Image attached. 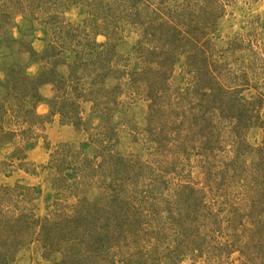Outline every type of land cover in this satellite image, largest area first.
I'll list each match as a JSON object with an SVG mask.
<instances>
[{
  "label": "rangeland",
  "instance_id": "374dc122",
  "mask_svg": "<svg viewBox=\"0 0 264 264\" xmlns=\"http://www.w3.org/2000/svg\"><path fill=\"white\" fill-rule=\"evenodd\" d=\"M10 215L0 264H264V0H0Z\"/></svg>",
  "mask_w": 264,
  "mask_h": 264
},
{
  "label": "trees",
  "instance_id": "16d2710c",
  "mask_svg": "<svg viewBox=\"0 0 264 264\" xmlns=\"http://www.w3.org/2000/svg\"><path fill=\"white\" fill-rule=\"evenodd\" d=\"M37 96H40V95L37 94ZM14 219L18 220L17 215H16V217L10 215L8 217L7 225L2 226V229L6 228L9 231V234H7L8 240L6 242H3L0 244V252H1L0 254L5 255V256H7V255L10 256L11 254H13V252L16 250L17 246H19L21 244V241H22V237L19 235V232H18L19 230H16V229L9 226V224L11 222H13ZM13 230H15V231L12 234Z\"/></svg>",
  "mask_w": 264,
  "mask_h": 264
}]
</instances>
